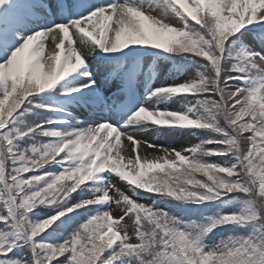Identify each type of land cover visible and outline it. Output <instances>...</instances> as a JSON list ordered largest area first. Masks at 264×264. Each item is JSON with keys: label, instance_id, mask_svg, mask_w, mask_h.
<instances>
[{"label": "snow or ice", "instance_id": "6c2138e0", "mask_svg": "<svg viewBox=\"0 0 264 264\" xmlns=\"http://www.w3.org/2000/svg\"><path fill=\"white\" fill-rule=\"evenodd\" d=\"M0 264H264V0H0Z\"/></svg>", "mask_w": 264, "mask_h": 264}, {"label": "rangeland", "instance_id": "374dc122", "mask_svg": "<svg viewBox=\"0 0 264 264\" xmlns=\"http://www.w3.org/2000/svg\"><path fill=\"white\" fill-rule=\"evenodd\" d=\"M177 101H173L171 104V107L175 108L178 106ZM81 110L76 109L75 114L77 115L78 119H83L85 117L80 115ZM138 139L141 141H148L156 145H163L166 148L172 149L175 148L177 150H183L186 147H189L193 144V137L191 132H165V133H157L155 131H149L142 134H138ZM123 144L122 147L125 148V151L122 153L125 156L131 155V145L130 142L122 138ZM141 155H147L149 158H156L161 157L165 153L163 152V149L156 147V148H149L147 147V144H141L139 149ZM187 154V153H185ZM169 158H172L171 156ZM112 183H114L117 187L125 191L127 194L132 195L131 192L126 187L125 183H122L119 179L112 177ZM110 195L116 196L115 192H110ZM118 198V196H116ZM138 199L140 202H143L147 204L149 202L148 199H140L138 197H134ZM111 211L114 216H120L122 215V212L119 207L116 206V204L113 202L111 204ZM127 220V218H126ZM128 223H131V221H127Z\"/></svg>", "mask_w": 264, "mask_h": 264}, {"label": "trees", "instance_id": "16d2710c", "mask_svg": "<svg viewBox=\"0 0 264 264\" xmlns=\"http://www.w3.org/2000/svg\"><path fill=\"white\" fill-rule=\"evenodd\" d=\"M192 137H193V141H194V143L198 142V139H199V138H203L202 136H198L197 134H194V133H192ZM194 143H193V144H194ZM141 198L148 199V198H146V197H141ZM148 200H149V202H148L147 204H150V203H151V200H150V199H148Z\"/></svg>", "mask_w": 264, "mask_h": 264}]
</instances>
